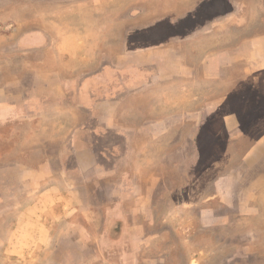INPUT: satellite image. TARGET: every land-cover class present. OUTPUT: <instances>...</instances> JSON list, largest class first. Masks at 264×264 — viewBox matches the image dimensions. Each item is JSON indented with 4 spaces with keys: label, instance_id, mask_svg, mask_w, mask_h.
I'll list each match as a JSON object with an SVG mask.
<instances>
[{
    "label": "crops",
    "instance_id": "obj_1",
    "mask_svg": "<svg viewBox=\"0 0 264 264\" xmlns=\"http://www.w3.org/2000/svg\"><path fill=\"white\" fill-rule=\"evenodd\" d=\"M189 154L229 168L208 195L225 205L264 184V0H0L2 264L65 248L127 160L184 169ZM109 195L121 249L138 210Z\"/></svg>",
    "mask_w": 264,
    "mask_h": 264
},
{
    "label": "rangeland",
    "instance_id": "obj_2",
    "mask_svg": "<svg viewBox=\"0 0 264 264\" xmlns=\"http://www.w3.org/2000/svg\"><path fill=\"white\" fill-rule=\"evenodd\" d=\"M167 156L169 160L176 157L175 154ZM229 156L236 160L239 153L234 151ZM151 157L158 168L146 169L143 167L144 158L134 157L126 161L124 170H119L118 183L116 168L112 171L114 178H110L102 191L105 201L94 200L93 197L92 207L96 216L88 218L87 222L77 219L86 231L79 227L81 232L72 233L67 240L61 239L66 253L65 248L51 253V249L37 247L29 250L26 258L12 257L11 262L4 264L58 263L65 261L66 254L72 259V264L81 260L94 261L93 249L100 258L94 264H264V184L255 186L249 200L246 199V191L254 186L245 185L235 195L238 199L231 205H225L217 197L208 196L213 192V181L230 171L229 168L208 167L209 164H224L220 160L195 169V159L189 154L186 167L182 169L172 168L171 162L168 165L160 162L158 155ZM235 160L233 162L237 163ZM84 187L87 194L95 187V194V184ZM110 191L124 197V209L138 210V215L125 218L132 231L121 234V240L125 242L121 249H116L121 224L113 217L114 214L103 215L112 203L108 201ZM152 192V200L136 199V196ZM58 213L60 207L55 206L51 214ZM64 223L61 219L52 225L55 241L59 240V229ZM98 243L105 245L101 247ZM3 259V254H0V264Z\"/></svg>",
    "mask_w": 264,
    "mask_h": 264
},
{
    "label": "flooded vegetation",
    "instance_id": "obj_3",
    "mask_svg": "<svg viewBox=\"0 0 264 264\" xmlns=\"http://www.w3.org/2000/svg\"><path fill=\"white\" fill-rule=\"evenodd\" d=\"M79 229H80V228H79ZM84 231H86V230H84ZM77 232H78V231H77ZM79 232H81V231H79ZM87 236H88V237H87ZM87 236H86L87 239H89V235H87ZM59 241L61 242V239H60ZM87 241H88V240H87ZM62 243H63V242H62ZM99 245H100V244L98 243V246H99ZM94 250H95V249H93V253L96 254V256H97V255H98V252H97V251H94ZM93 253H92V254H93ZM94 254H93V256H95ZM96 256H95V257H96ZM94 259H95V258H94ZM92 260H93V259H90V261H92ZM96 260H97V257H96ZM96 260H95V261H96ZM95 261H93L92 263L94 264Z\"/></svg>",
    "mask_w": 264,
    "mask_h": 264
}]
</instances>
